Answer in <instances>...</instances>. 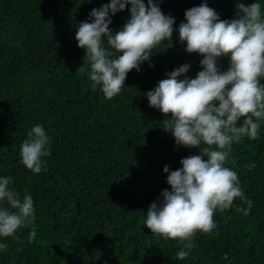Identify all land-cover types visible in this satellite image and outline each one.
Here are the masks:
<instances>
[{
  "label": "trees",
  "instance_id": "1",
  "mask_svg": "<svg viewBox=\"0 0 264 264\" xmlns=\"http://www.w3.org/2000/svg\"><path fill=\"white\" fill-rule=\"evenodd\" d=\"M109 2L0 0V177L10 176L21 198L32 196L36 217L14 237H0L8 245L0 249V264H264V123L258 139L232 145L235 164H226L253 202L248 215L237 210L248 208L239 198L217 211L216 227L196 234L185 260L176 258L178 241L144 225L150 204L171 190L164 166L174 171L182 158L199 153L176 146L146 93L183 64L191 66L190 78L202 70L203 57L187 53L179 41L185 11L207 2L230 20L236 0H162V12L175 18L171 43L162 42L139 72L128 73L120 94L105 100L99 86L92 90L89 73L79 70L85 51L75 34L80 22H91L93 8ZM256 2L264 12V0ZM128 9L111 17L113 33L129 19ZM219 67L227 70L226 57ZM36 125L51 140V155L42 158L46 170L38 174L19 154ZM32 230L37 235L29 243Z\"/></svg>",
  "mask_w": 264,
  "mask_h": 264
},
{
  "label": "clouds",
  "instance_id": "2",
  "mask_svg": "<svg viewBox=\"0 0 264 264\" xmlns=\"http://www.w3.org/2000/svg\"><path fill=\"white\" fill-rule=\"evenodd\" d=\"M162 0H110L89 13L91 22H80L75 34L77 46L85 51L81 72H88L93 91L100 87L105 100L120 94L129 72L140 71L162 42L171 43L175 18L165 15ZM130 5V17L122 29L113 33L111 17ZM178 28L185 51L203 57L202 70L195 78L186 74L183 64L146 93L149 106L158 109L165 119L163 130L171 133L177 147L198 148L199 153L180 160L182 167L169 171L159 202L150 204L144 225L151 234L178 241L176 258L185 260L194 245L196 234H209L216 227L217 211L229 210L236 198L246 202L249 214L252 201L240 186L237 173L226 164L232 145L243 137L259 138L264 123V12L260 2L246 5L236 0L234 18L221 19L207 2L184 13ZM228 59L222 71L220 58ZM152 66V65H150ZM242 120V124L238 123ZM50 137L42 126H34L20 146L21 163L31 172L46 170L42 159L51 155ZM255 167L254 163L248 165ZM10 176L0 177V237H14L32 224L34 201L25 193L21 198ZM36 231L29 232L33 242ZM0 243V249H6Z\"/></svg>",
  "mask_w": 264,
  "mask_h": 264
}]
</instances>
